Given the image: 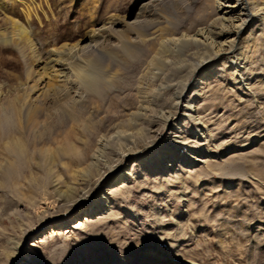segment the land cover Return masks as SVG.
I'll return each instance as SVG.
<instances>
[{"label": "rangeland", "instance_id": "obj_1", "mask_svg": "<svg viewBox=\"0 0 264 264\" xmlns=\"http://www.w3.org/2000/svg\"><path fill=\"white\" fill-rule=\"evenodd\" d=\"M139 1L0 0V264H264V24L252 26L251 44L193 74L190 84L202 77L188 94L191 109L175 113L174 131L165 121L181 82L214 53L208 42L187 39L201 29L218 31L216 3L173 0L163 8L162 35L117 24L106 46L101 38L114 22H128ZM87 43L92 49L78 54V63H96L113 84L77 102L79 90L75 97L68 86L47 115L54 134L72 118L80 121L78 134L87 127L76 142L80 151L20 164L5 148L21 135L36 59L44 64ZM126 45L134 55L122 59ZM108 49L117 58L107 57ZM168 133L178 138L168 140ZM154 140L152 149L124 161L122 181L102 188V211L84 229L43 237L27 261L16 259L17 246L54 219L44 229L40 208L50 202L66 210L54 188L90 191L124 152Z\"/></svg>", "mask_w": 264, "mask_h": 264}, {"label": "bare ground", "instance_id": "obj_2", "mask_svg": "<svg viewBox=\"0 0 264 264\" xmlns=\"http://www.w3.org/2000/svg\"><path fill=\"white\" fill-rule=\"evenodd\" d=\"M172 1L173 0H140L138 6L133 9L130 15H128V22H125V19H122L121 22H114L110 27L111 30L108 29L109 31H107L109 34L105 36V38L101 39H103L104 44L107 46V44H109L108 41H111L114 38L115 29L113 30L112 28L117 24H122L124 27H126V29H130L134 33H138L141 29H147L151 31L152 36L156 37L162 35L163 31L165 30L163 26H160L163 20V8ZM215 3L218 14L216 21L221 23L218 31H213V34H211V32L207 31V29H201L197 31L196 34L188 36L189 38L187 39V41H190L189 43L199 42L206 44L208 42V44L214 48L212 59L195 66L191 70L188 78L185 79L184 82H181L182 84H180L178 95L175 98V112L174 114H170L165 121V126L169 130L178 131L176 124L172 125V120H174L175 113L179 111L180 108L183 109L186 107L188 111L191 109V104L190 106H187L188 94H190L195 89L202 77L201 75L198 79L193 81L192 84H190L193 74L203 68L213 59H216L220 56L232 55V50L234 48L238 49L242 42L251 44L252 40L254 39L252 26L256 21L264 24V2L261 0H215ZM104 29H101V31L97 30L95 35L99 36ZM124 44L125 43H123V45ZM112 47L115 48V46ZM89 48L91 51L92 47L89 46L88 43L85 45L73 46L70 48V50H68V52H66L67 54L64 55V57L60 56L59 58H53L44 64L36 59L37 64L35 66V80H33L34 82L30 86V94L28 93V96H26L25 100L23 101V105L21 104L24 109L22 113V121L18 122L21 135L18 137V139H10V142L6 144L7 146L5 149L8 153V156H17L15 159L18 162L22 160V158L33 160L35 157H39L40 163H45L47 160H51L52 154L62 158L72 156L80 151V148L76 145V142H82L80 138L84 137L87 127L81 128V133L78 134V132L75 131V127L79 125L80 121H76L77 119L72 118L71 121H69V126H67L68 124L65 126L68 128L59 134H54L53 132L55 126L48 120V112L54 106V103H56L59 95H61L63 90L68 86H70V90H75L74 92L72 91L75 97L77 92L76 90H79L76 98L77 100L75 101L77 102L82 99L79 97L80 94L98 97L109 84H113V80H109V83L105 82L103 74L100 71L101 69L96 65V63L89 64V68H85L78 63V54L83 52L86 53V50L88 49L87 51H89ZM122 50L123 53L119 55L122 59H126L134 55V51L128 45L124 46ZM110 51L111 50L109 49L107 50V52H109L107 57L117 58V56H115L113 53H110ZM32 57H37L35 52H33ZM177 136L178 135L168 133V140H171V138H178ZM44 139H46L49 143H44ZM155 142H157V140H154V142H152L150 145L146 144L137 150H128L124 152L120 157L121 163L119 166L116 168L111 167L106 169L104 172H100L98 175L96 174L97 177H95L96 179L92 183L91 188H87L90 191L85 189L76 192L60 191L58 188H54L57 200L66 204L64 205L66 210H63L62 207H59L56 210L53 204L50 202H45L47 207L45 209L40 208L41 210H44V214L41 217V225H44L45 229V224L49 222L46 219L54 217V219L51 220V225L46 228L43 233H40V235L38 233L42 227L35 229L36 233H38L33 235V237L31 236L32 238L29 244L25 246H22V244L18 245L16 248V259L20 254H22V261H27L29 256H32L35 253V250L42 242L41 238L43 237L57 234V232H63L64 234L68 235L73 234V231L75 230L84 229L86 222L97 215V213L102 211L103 202L101 200L103 197L101 194H99H103L102 188H106V190L110 189V184L115 183L118 180L122 181V179L128 175L123 171V168L125 167V164H123L124 161H129L141 151L152 149ZM170 142L172 143L174 141ZM49 144H56L53 151L46 146ZM22 162L23 161H20L19 163L22 164ZM94 174L93 176H96ZM99 187L100 189H98ZM95 189L96 192L94 194L93 192ZM82 192H84L86 195L80 196ZM99 195H101V197H99ZM92 196H94V198L91 199ZM90 201H92V203L90 206H87L89 205ZM69 203L70 205L68 206L67 204ZM68 207H71V209H67Z\"/></svg>", "mask_w": 264, "mask_h": 264}]
</instances>
